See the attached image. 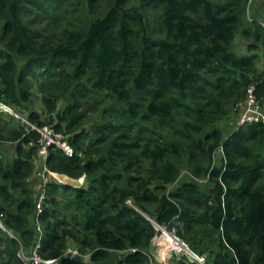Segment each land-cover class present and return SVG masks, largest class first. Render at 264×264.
Returning <instances> with one entry per match:
<instances>
[{
	"label": "trees",
	"instance_id": "obj_1",
	"mask_svg": "<svg viewBox=\"0 0 264 264\" xmlns=\"http://www.w3.org/2000/svg\"><path fill=\"white\" fill-rule=\"evenodd\" d=\"M249 5L0 0V103L54 123L74 154L50 148L46 167L88 180H48L39 212L40 134L0 110V264H27L22 248L30 255L39 241L53 264H150L143 251L158 229L144 213L205 264H264V123L224 127L251 85L264 108V29ZM239 33L250 53L236 47ZM184 168L205 182L188 176L170 190ZM71 246L81 254L67 255Z\"/></svg>",
	"mask_w": 264,
	"mask_h": 264
},
{
	"label": "built area",
	"instance_id": "obj_2",
	"mask_svg": "<svg viewBox=\"0 0 264 264\" xmlns=\"http://www.w3.org/2000/svg\"><path fill=\"white\" fill-rule=\"evenodd\" d=\"M0 110L14 114L20 118L23 122L28 124L30 130H36L40 134L38 141V154L36 156V162L40 159H43V164L50 148H59L63 150L66 154L72 156L74 154V148L71 145L67 136L56 130L55 126L52 124L38 125L30 121V119L23 114L17 113L12 107L6 103H0ZM239 122L238 125H247L251 123H264V108L261 106V103L256 95V88L254 85H251L248 88L247 98L239 103ZM48 168L45 165V173ZM49 171V170H48ZM51 172V171H50ZM54 173V172H51ZM44 179V178H43ZM47 196V187L46 181H43L42 187L39 192L38 197V211L42 210L43 201ZM2 213H0V218ZM1 222V220H0ZM157 227V226H156ZM38 231L40 232V237L42 233V227L39 224L37 226ZM158 233L152 240V251L144 252L145 255L150 259V264H174L173 260L178 257H185L190 262H197L198 264H205L207 260L206 254H199L195 252L190 245L183 240L177 233L176 228H168L159 224L157 227ZM11 236H14L9 232ZM159 241V243L156 242ZM42 247V242L39 241L34 247L33 253L28 255L25 250L22 248L21 257L27 264H53L54 259H44L40 256L39 249ZM138 249L134 248L133 251ZM67 255L76 256L80 255V251L76 247H69L66 251Z\"/></svg>",
	"mask_w": 264,
	"mask_h": 264
},
{
	"label": "rangeland",
	"instance_id": "obj_3",
	"mask_svg": "<svg viewBox=\"0 0 264 264\" xmlns=\"http://www.w3.org/2000/svg\"><path fill=\"white\" fill-rule=\"evenodd\" d=\"M250 4L251 5H249V8H248L249 9L248 15L250 16V18L257 20L262 25V27L264 29V0H250ZM249 37H251V36H244L242 33H239V35L235 41V45L239 49L240 52L250 53L249 47H250V41L251 40L249 39ZM256 52L260 55L259 70L264 71V44L259 43V49H257ZM34 107L41 114L42 119L44 121L47 120V118H46L47 115L45 114L43 104L41 103L39 98L35 99ZM5 116L9 118V115L6 114ZM238 122H239V115L232 125H228L227 123H224V125H225L224 127H226L225 128L226 132H228V133L231 132L234 128L233 126L235 124L238 125ZM49 124H51V123H49ZM52 125H54V123H52ZM61 175H63V174H61ZM188 176L189 177H191V176L195 177L201 183H204L205 182L204 180H206L203 177H196L195 174L192 173V171H190L187 168H184L182 170V173H181L179 180L169 186L170 190L177 188L179 186V184L184 179L188 178ZM61 178L62 177H60L59 173H51L48 170L45 173V165L43 164V159H40L39 161H37L36 170L34 171V174L31 178V181L34 182V184H33L34 187H35V184L39 183L40 181L43 182L44 180L46 182L48 180H55V181H59L61 183H66ZM81 178H83L81 185H88V180L86 179V177L83 176ZM72 179H74V178H72ZM79 179H75V182H76V180H79ZM72 185H75V184H72ZM38 188L40 190V188H41L40 184H39ZM129 202L132 203V201H129ZM156 242L159 243L158 240H156ZM133 249L131 248L130 250L127 249L124 251H119L117 253V257L119 259H125L127 257V255H129V252L133 251ZM151 251H152V247H151Z\"/></svg>",
	"mask_w": 264,
	"mask_h": 264
},
{
	"label": "bare ground",
	"instance_id": "obj_4",
	"mask_svg": "<svg viewBox=\"0 0 264 264\" xmlns=\"http://www.w3.org/2000/svg\"><path fill=\"white\" fill-rule=\"evenodd\" d=\"M60 177H62L61 179L63 181H65L66 183H69V184L81 185V183L83 181V178H80L79 180H76V182H75V179H72L71 177L64 175V174L63 175L60 174Z\"/></svg>",
	"mask_w": 264,
	"mask_h": 264
},
{
	"label": "water",
	"instance_id": "obj_5",
	"mask_svg": "<svg viewBox=\"0 0 264 264\" xmlns=\"http://www.w3.org/2000/svg\"><path fill=\"white\" fill-rule=\"evenodd\" d=\"M222 155H223V150H222V149H219V150L217 151V158H220ZM144 215H145L149 220H151V221H152L157 227L159 226L158 221H157L154 217H152V216H150V215H148V214H146V213H144Z\"/></svg>",
	"mask_w": 264,
	"mask_h": 264
}]
</instances>
